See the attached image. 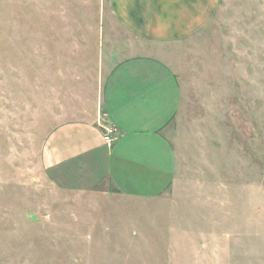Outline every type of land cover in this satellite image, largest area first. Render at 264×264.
<instances>
[{
	"label": "rangeland",
	"instance_id": "1",
	"mask_svg": "<svg viewBox=\"0 0 264 264\" xmlns=\"http://www.w3.org/2000/svg\"><path fill=\"white\" fill-rule=\"evenodd\" d=\"M107 0H0V264H264V0L165 55L182 109L154 199L56 185L43 153L135 44Z\"/></svg>",
	"mask_w": 264,
	"mask_h": 264
},
{
	"label": "crops",
	"instance_id": "2",
	"mask_svg": "<svg viewBox=\"0 0 264 264\" xmlns=\"http://www.w3.org/2000/svg\"><path fill=\"white\" fill-rule=\"evenodd\" d=\"M136 42L108 70L93 97L49 134L43 153L56 185L136 200L170 188L178 156L166 131L182 109L179 74L165 50L194 38L221 0H107ZM103 127H114L112 142Z\"/></svg>",
	"mask_w": 264,
	"mask_h": 264
},
{
	"label": "built area",
	"instance_id": "3",
	"mask_svg": "<svg viewBox=\"0 0 264 264\" xmlns=\"http://www.w3.org/2000/svg\"><path fill=\"white\" fill-rule=\"evenodd\" d=\"M104 140L106 142H112L113 137L117 134V129L114 127H103Z\"/></svg>",
	"mask_w": 264,
	"mask_h": 264
}]
</instances>
